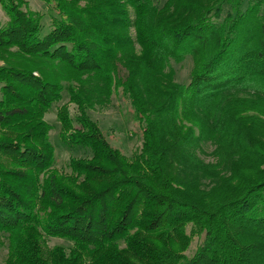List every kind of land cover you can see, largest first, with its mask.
Masks as SVG:
<instances>
[{
  "label": "trees",
  "instance_id": "obj_1",
  "mask_svg": "<svg viewBox=\"0 0 264 264\" xmlns=\"http://www.w3.org/2000/svg\"><path fill=\"white\" fill-rule=\"evenodd\" d=\"M41 1L0 0L1 264H264V0ZM113 94L142 129L132 158L89 114ZM55 106L62 142L94 151L65 177Z\"/></svg>",
  "mask_w": 264,
  "mask_h": 264
},
{
  "label": "rangeland",
  "instance_id": "obj_2",
  "mask_svg": "<svg viewBox=\"0 0 264 264\" xmlns=\"http://www.w3.org/2000/svg\"><path fill=\"white\" fill-rule=\"evenodd\" d=\"M28 8L33 11L45 12L46 6L41 0H27ZM48 17L46 16L45 19ZM0 20L7 21L6 16L1 4H0ZM134 36V32H133ZM5 55L0 53V66L5 63ZM191 61L186 60L182 64H177V79L179 81H188L190 79ZM2 91L0 88V97ZM61 101L58 107L66 106L68 111L75 115L78 113V106L74 102ZM58 107H54L49 113L45 115V119L49 122L51 129L49 130L50 139L55 146V171L58 175H65L71 173L69 163L73 158L91 159L94 155L93 149L89 147H74L67 146L61 140V133L65 132L64 126L58 120L57 110ZM89 114L93 121H95L103 132V136L107 142L114 148L118 149L123 155L128 158H132L135 152L140 149L143 142L142 129L136 118V115L130 106V104L124 99L120 98L117 94L112 95L110 103L105 106L96 105L89 110ZM205 152L199 151V154L206 160H212L210 152L214 146L205 144ZM99 186V184H98ZM190 229V227H188ZM45 250L52 249L61 244L66 247L70 246V242L62 238L45 236L43 239ZM200 243V237L195 235L188 246L181 251L189 257L194 255L198 249ZM8 249L6 247L0 248V264L4 262L7 257ZM135 259V258H134ZM133 259V260H134Z\"/></svg>",
  "mask_w": 264,
  "mask_h": 264
}]
</instances>
